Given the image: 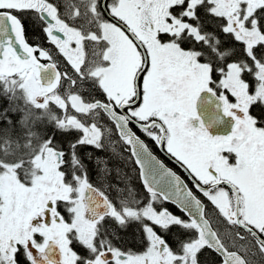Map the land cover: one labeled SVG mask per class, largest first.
<instances>
[{
  "label": "snow or ice",
  "instance_id": "obj_1",
  "mask_svg": "<svg viewBox=\"0 0 264 264\" xmlns=\"http://www.w3.org/2000/svg\"><path fill=\"white\" fill-rule=\"evenodd\" d=\"M0 264H264V0H0Z\"/></svg>",
  "mask_w": 264,
  "mask_h": 264
}]
</instances>
